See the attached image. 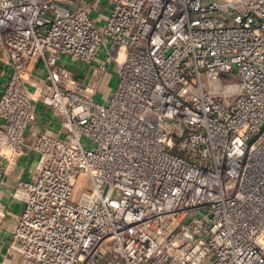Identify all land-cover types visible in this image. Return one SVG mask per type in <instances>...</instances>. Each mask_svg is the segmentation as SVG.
<instances>
[{
	"label": "built area",
	"instance_id": "1",
	"mask_svg": "<svg viewBox=\"0 0 264 264\" xmlns=\"http://www.w3.org/2000/svg\"><path fill=\"white\" fill-rule=\"evenodd\" d=\"M0 72L22 263L264 264V0H0Z\"/></svg>",
	"mask_w": 264,
	"mask_h": 264
},
{
	"label": "crops",
	"instance_id": "2",
	"mask_svg": "<svg viewBox=\"0 0 264 264\" xmlns=\"http://www.w3.org/2000/svg\"><path fill=\"white\" fill-rule=\"evenodd\" d=\"M3 81L4 77H1L0 74V90ZM54 127H56V122L51 116L50 108L36 102L35 117L29 125V130L40 132ZM39 165L40 156L28 152L18 160L16 165L8 167V170L2 176L0 190V264H24L16 254L8 249L11 232L17 223L22 208V201L13 195V190L18 176L23 175L26 179L32 178L36 174Z\"/></svg>",
	"mask_w": 264,
	"mask_h": 264
},
{
	"label": "rangeland",
	"instance_id": "3",
	"mask_svg": "<svg viewBox=\"0 0 264 264\" xmlns=\"http://www.w3.org/2000/svg\"><path fill=\"white\" fill-rule=\"evenodd\" d=\"M72 64V63H71ZM106 81L102 83V85L98 88L94 100L101 104H107L111 98L112 91L116 85V77L114 73L113 66L108 67V73L105 78ZM196 214H201V212H196Z\"/></svg>",
	"mask_w": 264,
	"mask_h": 264
}]
</instances>
